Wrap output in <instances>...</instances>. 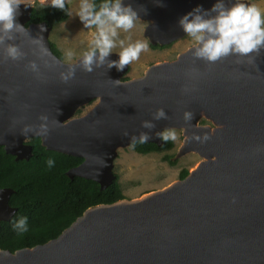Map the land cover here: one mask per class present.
<instances>
[{
	"label": "water",
	"instance_id": "95a60500",
	"mask_svg": "<svg viewBox=\"0 0 264 264\" xmlns=\"http://www.w3.org/2000/svg\"><path fill=\"white\" fill-rule=\"evenodd\" d=\"M124 2L146 23L143 34L149 43L163 46L185 35L180 17L197 5L210 9L216 0ZM24 3L16 21L29 36L18 35L16 43L27 55L18 62L0 55V146L6 153L28 159L32 147L25 141L36 136L22 135L20 124H37V117L47 113L61 124L46 138L38 137L40 144L81 157L67 176L96 181L100 189L115 179L117 149L130 146V137L141 131L149 133L148 143L160 146L164 142L156 132L181 130L182 144L171 160L191 152L202 160L164 188L85 209L42 244L0 249V264H264V50L254 62L228 56L207 64L194 60L189 47L135 78L121 80L128 65L122 71L101 67L91 73L77 68L75 77L62 83L60 58L48 40L51 28L44 22L26 26L32 5ZM38 36L50 52V66L41 65L40 78L25 69L35 59L30 37ZM92 100L85 114L74 116ZM157 108H164L168 119L153 121L151 130L141 128ZM186 110L193 113L190 123L183 119ZM14 120L19 123L13 125ZM194 134L210 139L199 143L191 140ZM12 192L0 188V222L15 212L8 204Z\"/></svg>",
	"mask_w": 264,
	"mask_h": 264
},
{
	"label": "clouds",
	"instance_id": "9594fccd",
	"mask_svg": "<svg viewBox=\"0 0 264 264\" xmlns=\"http://www.w3.org/2000/svg\"><path fill=\"white\" fill-rule=\"evenodd\" d=\"M22 3L25 4L24 0H0V55L14 62L25 59L27 55L20 44L16 43L18 35L27 33L29 36L27 27L16 21ZM47 3L50 7L64 12L69 18L78 17L83 29H95L87 49L78 55L71 48L61 49L59 63L63 70L59 72V79L62 83L73 79L77 68L88 73L101 67H114L117 71H122L126 65L138 60L141 52L147 50L145 42H131L130 35L124 38L120 36V33H130L140 20L137 11L130 4H125L124 0H79L75 13L66 7V0H47ZM178 25L192 41L189 49L192 58L207 64H214L228 56L246 57L249 62H254L255 57L264 50V13L255 4L246 3L244 0H216L207 10L197 5L179 18ZM40 31L43 32L44 28L41 27ZM30 44L35 46L31 51L35 59L28 60L25 69L40 78L41 65L50 66L47 59L50 52L45 47L42 36L30 37ZM112 53H116L118 59H109ZM8 92L9 95L14 94L12 90ZM59 114L57 109L56 116ZM37 119V124L21 123L20 133L26 137L31 133L32 136L43 139L49 135L52 127L61 124L56 117L50 119L47 113H41ZM161 119H168V116L164 108H157L150 120L141 121L140 127L151 130L155 127L153 121ZM183 119L190 123L193 113L184 111ZM17 123L19 122L13 121V125ZM123 135L129 134L125 132ZM155 135L165 143L177 139L172 128L156 132ZM149 139V133L141 131L138 136L130 137V144H146ZM208 139L210 137L207 134H194L191 137V140L199 143ZM54 164L51 157L46 160L48 169L54 167ZM12 228L18 236H22L28 231L27 217L15 219Z\"/></svg>",
	"mask_w": 264,
	"mask_h": 264
},
{
	"label": "trees",
	"instance_id": "16d2710c",
	"mask_svg": "<svg viewBox=\"0 0 264 264\" xmlns=\"http://www.w3.org/2000/svg\"><path fill=\"white\" fill-rule=\"evenodd\" d=\"M100 2V0H97ZM66 7L69 8L66 3ZM68 17L61 10L50 7L48 4L32 6L29 23L44 22L53 29ZM51 51L59 58L61 53L54 43L50 42ZM161 47L160 45H151ZM201 124L206 123L201 120ZM27 143L31 145V155L28 159H15L0 146V188H10L9 206L15 212L9 220L0 222V249L11 252L42 244L55 238L60 232L74 221L82 212L101 203H112L125 198L122 193L118 177L115 174L113 182L104 189L93 180L79 176L69 178L66 172L79 165L81 157L67 155L54 150H47L40 144L38 137L30 138ZM140 154L169 150L173 141L157 146L154 143L132 146ZM52 158L54 167L48 169L46 160ZM173 155L164 154L163 159L173 164ZM188 170L183 168L178 178L183 179ZM22 216L27 217L28 231L18 236L12 222Z\"/></svg>",
	"mask_w": 264,
	"mask_h": 264
},
{
	"label": "rangeland",
	"instance_id": "374dc122",
	"mask_svg": "<svg viewBox=\"0 0 264 264\" xmlns=\"http://www.w3.org/2000/svg\"><path fill=\"white\" fill-rule=\"evenodd\" d=\"M245 1L249 4H255L264 13V0ZM24 2H31V5L36 7L48 4L47 0H24ZM66 3L69 9L75 13L79 0H66ZM145 26V22L138 20L130 33H120L121 38L130 35L131 42L140 40L148 46L146 51L141 52L138 60L128 65L121 80L141 76L151 64L175 60L180 53L192 45V41L185 34L183 37L161 47H153L143 34ZM94 32L95 29H83L78 17L73 16L72 18L68 17L51 29L48 33V40L55 44L60 53L61 49L71 48L78 55L87 49ZM114 51H118V49H114ZM95 102L96 100H92L80 106L74 116L85 114ZM174 130L177 139L169 150L140 154L131 145L117 149L112 171L118 177L125 198H139L147 193L164 188L179 179L178 174L183 168L190 172L202 160L199 155L193 152L179 157L173 164L163 159V155L166 153L174 156L182 144L183 135L181 130Z\"/></svg>",
	"mask_w": 264,
	"mask_h": 264
},
{
	"label": "flooded vegetation",
	"instance_id": "af4514ba",
	"mask_svg": "<svg viewBox=\"0 0 264 264\" xmlns=\"http://www.w3.org/2000/svg\"><path fill=\"white\" fill-rule=\"evenodd\" d=\"M204 124H206V123H204ZM28 140H29V139H28ZM28 140L25 141L26 144H28V143H27ZM131 146H132V145H131ZM137 153H138V152H137Z\"/></svg>",
	"mask_w": 264,
	"mask_h": 264
}]
</instances>
